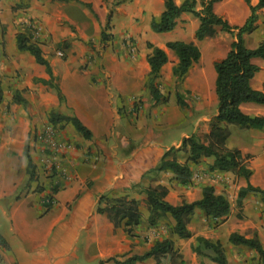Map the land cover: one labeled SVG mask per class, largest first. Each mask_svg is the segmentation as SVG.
<instances>
[{
    "label": "crops",
    "instance_id": "obj_1",
    "mask_svg": "<svg viewBox=\"0 0 264 264\" xmlns=\"http://www.w3.org/2000/svg\"><path fill=\"white\" fill-rule=\"evenodd\" d=\"M77 1L0 0V79L6 80L7 77L16 76L17 72L18 77L11 80L15 88L21 91H26V88L39 93L42 91V86L33 81L49 79L45 68L38 65L27 52L17 50L16 37L20 33L33 34L44 56V45L57 44L60 40L71 37L74 35L71 28L75 26L91 23L95 32H98L106 21L113 0ZM183 1L174 0L177 6ZM248 1L253 7L258 3V0ZM84 4L91 6L97 21ZM200 9L198 5L197 10ZM163 10L164 0H130L127 4L115 7L112 14L113 24L116 26L115 36L118 39L130 37L137 41V45L133 50L122 46L114 51L104 50L99 62L90 66L87 71L80 70L83 62L80 58L85 56V53H71L65 63L44 56L49 62L53 77L58 79L65 105L91 132L93 139L96 136H115L119 141H124V135H129L135 140L134 144L137 143L135 147L125 150L128 143L121 142L124 151L118 155L114 146L112 150L111 146H107L105 141L100 139L96 142L100 152L96 162L81 156L76 157L74 154V175L56 189L53 195L54 204L51 207L45 208L41 201L50 186L49 180L39 179L38 176L33 182H29L25 171L24 148L39 110L20 109L13 116L3 113L0 109V121L4 120V125H9L13 117L18 122V129L14 130L12 135L6 133L3 124H0V236L7 245L6 249L0 248L2 264H108L106 261L110 258L123 260L132 255H143L157 241L165 238H168L181 254L184 264H207L199 261L191 246L196 237L213 241L209 236L213 233L209 227L212 220L207 221L202 212L196 210L188 226L191 238L178 239L171 233L172 220L166 229L160 222L155 225L148 223L147 197L132 190L137 184L143 187H166L168 193L165 200L177 206L182 202L199 200L204 187L199 183L188 186L169 184L152 174L143 177L160 161L165 151L187 137V133H183L178 142H173L170 146L164 144V126L175 127L183 123L185 117L164 106L152 108L154 103H149L145 96V82L149 73L147 57L151 53V49L146 47L147 43L165 51L168 61L161 69V76H171L177 59L173 52L165 48L166 43L181 41L192 43L200 49L201 44L213 40L212 37L200 42L195 41L194 32L199 21L190 14H182L171 32L153 33L150 22L152 19H158ZM213 10L231 26L243 25L250 14L245 0H221L214 5ZM257 14L256 25L259 26L264 9L259 10ZM219 30L215 28L214 37ZM79 34V37L87 38L84 31ZM216 50L213 47L210 53L213 54ZM202 57L201 54L199 62L189 70L184 82L186 88L191 87V78H194L196 85L203 87L209 84L208 86L214 87L215 74L201 65ZM261 73L262 70L255 75L252 86L255 90L264 92L262 87L254 85L256 76ZM91 76L96 80L93 88L88 84ZM22 96L37 105L40 103V96H33L34 100L30 99L26 92L22 93ZM135 98L143 104L133 113L130 101ZM51 102L54 108L63 110L56 96ZM121 105L129 120L134 116L138 121L137 130L123 124L126 117L122 115L123 111H120ZM30 114L34 117L32 121L29 120ZM149 116H157L162 121L159 130L163 131L156 137L147 125ZM27 183L34 184L35 187H28ZM40 186H43L42 193L41 189L35 190ZM104 194L114 198L127 195L129 199L137 202L140 224L134 228L131 236L123 227L114 228L106 214L96 213L98 198ZM140 264L155 262L150 258Z\"/></svg>",
    "mask_w": 264,
    "mask_h": 264
},
{
    "label": "trees",
    "instance_id": "obj_2",
    "mask_svg": "<svg viewBox=\"0 0 264 264\" xmlns=\"http://www.w3.org/2000/svg\"><path fill=\"white\" fill-rule=\"evenodd\" d=\"M57 2H78L77 0H55ZM124 3L130 0H118ZM221 0H184L177 6L174 0H164V10L158 19H152L150 29L155 34L171 32L177 19L182 14H190L199 21V25L194 32L195 41H203L206 38L215 36V28L233 37L229 51L226 55L213 63L215 73L214 94L216 97V113L209 124V132L203 140L196 135L183 138L180 147L177 149L184 155V162H178L174 157L168 159L173 149L164 152L160 161L143 177L149 174L171 173L173 175L170 182L174 181L180 186H188L191 179V165H198L203 159H212L209 166L210 172H232L244 178L247 183L238 193V201H241L250 193L258 195L264 202V190L252 186L248 180L251 171L245 165V157L238 149H230L226 142L230 137V127L245 130H264V116H250L245 114L241 107L246 104L264 106V92L255 90L252 87V80L260 71L259 67L253 62L255 59L264 60V41L260 42L255 48L249 49L244 45V36L252 34L257 29V12L264 9V0H258L256 6H250L249 1L245 0L249 6V17L241 26H231L226 20L216 15L213 7ZM198 5L200 10H197ZM91 12V6L84 4ZM112 14L109 13L105 23V28H109ZM29 33H20L16 37V46L19 52H27L35 62L45 68L48 80L37 79L36 82L52 87L56 91L59 104L64 102L61 90L53 84V75L47 59L43 56L39 45L31 42ZM104 31L101 32V41H106ZM147 48L151 53L147 57L149 73L145 82V88L149 91L152 100L159 103L162 100L158 86L161 78V69L167 63V55L164 50L147 43ZM165 48L174 53L177 63L172 68V77L176 82L181 83L187 77L192 66L199 62L201 58L200 49L192 43L181 41L168 42ZM176 104L180 108L186 107L182 96L177 94ZM17 103L23 100L19 95L14 99ZM163 103L166 101L163 100ZM2 103V91L0 89V104ZM50 121L57 124L60 121L68 122L75 131L85 140H91V132L76 117H64L56 112H51ZM24 158L26 162V175L28 181L35 180V165L29 155L28 144L24 148ZM132 190L143 193L147 197L150 225H155L164 218L172 220L171 233L178 239H189L191 233L188 229L191 218L196 210L202 212L203 216L211 220H220L228 216L230 205L226 198L216 194L212 186H205L201 190L199 200L187 203L182 202L174 206L168 203L165 198L168 189L163 186L143 187L135 185ZM97 214H106L114 228H121L127 234L132 235L134 228L140 224V214L137 202L129 199L127 195L121 197H111L109 194L101 195L96 206ZM228 242L233 246H242L253 250L260 261L264 264V248L256 238H246L237 233H232L228 237ZM0 248L6 249L7 245L0 236ZM192 252L199 258L209 259L214 264H227V260L219 241H212L203 237H196L191 246ZM152 258L155 264H184L181 254L176 250L168 238L157 241L143 255H132L123 260L110 258L106 262L113 264H140ZM3 259L0 256V264ZM200 264H204L201 262Z\"/></svg>",
    "mask_w": 264,
    "mask_h": 264
},
{
    "label": "rangeland",
    "instance_id": "obj_3",
    "mask_svg": "<svg viewBox=\"0 0 264 264\" xmlns=\"http://www.w3.org/2000/svg\"><path fill=\"white\" fill-rule=\"evenodd\" d=\"M127 2L120 3L118 0H113V2H111L113 5L110 8L111 10L108 12V14H113L115 7H118L121 4H127ZM92 15L94 16L93 18L95 21H97V17H95L93 13ZM261 17V24L257 26L258 30L256 29L252 34L244 36V45L249 49L255 48L260 42L264 41V16L262 15ZM105 23L98 32H95V29L91 23L88 25L83 24L71 28L72 32L74 33V35L71 37L60 40L57 44L50 43L44 45L45 55L52 59H57L61 63H65L71 53H73V55L85 53V56L80 58V60H83L80 70L87 71L90 66L99 62L101 54L106 49L114 51V49L122 46L128 50H133L136 47L137 41L134 39H131L130 37L118 39L115 36L114 31L116 26L113 24L112 18L110 19L109 28H105ZM80 31H84L87 38H81V36L79 37V35H81L79 34ZM102 31H104L107 37L105 42L101 41ZM29 34L31 42L35 43L37 39L33 36V34ZM232 41L233 37L231 35L223 33L219 30V33H217L216 37H213L212 41L209 40L208 42L206 41L205 43L201 44L200 52L203 55L201 65L207 71H212L214 73L212 64L226 55V53L229 51V46ZM213 47L217 50L211 54L210 51L213 50ZM254 63L259 67L260 70H262V73L259 76H256L254 85L264 89V60H254ZM100 66H102L101 63ZM15 73L16 76L13 75L11 77H7L6 80L0 79V89L2 91V103L0 104V109L3 111V113L12 114L13 116L16 115L20 109L26 111L27 109H29V111H33L34 109L39 110L35 116L36 121L33 123V126L29 132V137L27 138L29 155L35 165L36 177L39 176V179L43 178L44 180H47V178L42 175L37 165V160H40L39 155L30 146L32 133H34L36 130L44 131L45 129H50L54 130L53 132L56 131L58 135L62 133L63 136L73 144L75 149L74 154L76 157L81 156L83 159H90L94 162H96L100 156V152L96 147V142H98L100 139L104 140L107 146H111L112 150H114V146L118 155L124 151V149L121 147V142L128 143L125 150L129 149L130 147L133 148L137 145V143L134 144L135 140L133 141L129 135H124V138L126 139L124 141L123 139L119 141L115 136H96L94 139L92 138L91 140H85L75 131L70 123L65 121H60L57 124L51 123V112H56L64 117H75L72 113V110L65 105V98L64 102L60 104L61 107H63V110L60 111L59 108H54L51 102L53 97H57L54 88L38 83L36 82V79L33 81V83L40 84L42 86V91L40 93L31 88H26V91H21L15 88L11 82L12 79H16L18 77V73ZM169 76H161L159 80L158 90L160 96L162 97V100H160L159 103H155L152 100L149 91L145 88V96L148 98L149 103H154L152 108L157 109L159 106H164L167 109L169 108L170 111H175L177 115L181 114L185 117L183 123H179L175 127L166 128L164 126V144L166 146H170L173 142H178L181 140L183 133H187V137L196 135L200 138V140H203L205 135L209 132L210 121L216 113V97L214 94V87L212 88L211 86H208L209 84L203 87L196 85L197 83L194 78H191V87L186 88L184 85L185 80L181 83L175 81V79L172 77V70L171 76ZM95 83L96 80L91 76V78H89V86L93 88ZM53 84L59 88V82L57 78L53 77ZM24 92H26V95L31 97L30 99L33 98L32 100H34L33 96H40V103L38 102L37 105L32 103L33 101L26 100L22 96V93ZM17 94L23 100L22 103H17L14 100L15 95ZM177 94L182 96L186 107L180 108L176 104L175 96ZM163 100L166 102L163 103ZM122 103L123 102H121V104ZM130 103L133 113L137 112L139 110L138 108H140L143 104L141 100H137L136 98L131 100ZM120 107H122V105ZM241 109L245 114L250 116H264V106H257L254 104L244 105ZM121 110L123 111V107L120 109V111ZM122 115L126 117V120L123 121V124H128V126L134 127V129L137 130L138 121L134 119V116H132V119L129 120L124 111L122 112ZM32 118H34L33 114H30L29 120L32 121ZM15 119V117L11 118L9 125H4V120L2 121V119L0 121V124H3L4 126L3 129L10 135L13 134L14 130L18 129V122ZM161 122V119L157 116H154L153 118L149 116L147 118V125L150 126L149 129L153 131V136L155 137L160 131H163L159 130V127L162 126ZM229 131L230 137L226 142V146L230 149H238L242 153V155L246 158L245 165L252 173L248 182L252 186L264 190V130H245L230 127ZM122 132L125 134L123 128ZM180 143L171 148L174 151L168 156V159L174 157L178 162L183 163L184 155L177 151V149L180 147ZM125 152L127 153V151ZM93 157L96 159H93ZM211 163L212 159H203L198 165H191L192 174L190 179L191 184L199 183V185H203L204 187L213 185L212 187L214 188L215 193L224 196L230 205V211L226 218L211 221L209 227L213 233L211 232L209 236L213 238V241H219L222 245L227 264H260L258 255L253 250L242 246L231 245L228 242V237L232 233H237L249 238L256 237L264 248V202L258 195L250 193L241 201V203H239L238 193L241 188L246 186L247 181L232 172H210L208 168ZM152 175L154 177L159 176V180L167 181L169 184H176L174 181L170 182V179L173 177L171 173H169L168 176L160 174ZM31 185L35 187L34 184L27 183L28 187H31ZM42 187L40 186L35 190L38 191L41 189L40 192L42 193ZM41 201L44 204L45 199L41 198ZM209 220L211 219H207V221ZM159 222L165 227V229L171 224V220L169 218L161 219L158 221V223ZM195 224L196 221H194L193 226H195ZM199 261H204L207 262V264H210L207 259L199 258ZM106 263L113 264V262Z\"/></svg>",
    "mask_w": 264,
    "mask_h": 264
},
{
    "label": "built area",
    "instance_id": "obj_4",
    "mask_svg": "<svg viewBox=\"0 0 264 264\" xmlns=\"http://www.w3.org/2000/svg\"><path fill=\"white\" fill-rule=\"evenodd\" d=\"M36 29V26L33 25ZM61 55V54H59ZM54 130L45 129L44 131L36 130L32 133L30 146L39 155L37 165L40 172L48 180L50 186L46 189L43 198L44 207L48 208L54 204V192L61 184L69 181L73 175V160L75 153L73 144ZM93 159H96L93 157Z\"/></svg>",
    "mask_w": 264,
    "mask_h": 264
}]
</instances>
